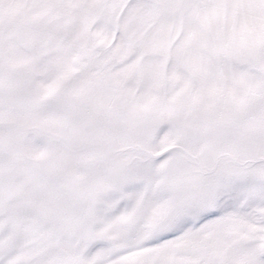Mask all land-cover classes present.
I'll use <instances>...</instances> for the list:
<instances>
[{"label": "snow or ice", "instance_id": "1", "mask_svg": "<svg viewBox=\"0 0 264 264\" xmlns=\"http://www.w3.org/2000/svg\"><path fill=\"white\" fill-rule=\"evenodd\" d=\"M0 264H264V0H0Z\"/></svg>", "mask_w": 264, "mask_h": 264}]
</instances>
